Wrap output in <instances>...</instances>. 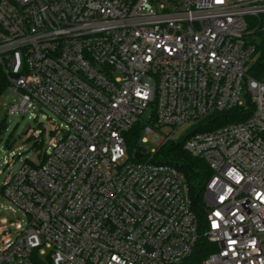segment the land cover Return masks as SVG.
Here are the masks:
<instances>
[{"label":"built area","instance_id":"obj_1","mask_svg":"<svg viewBox=\"0 0 264 264\" xmlns=\"http://www.w3.org/2000/svg\"><path fill=\"white\" fill-rule=\"evenodd\" d=\"M261 48L264 0H0L8 113L45 107L66 123L0 189V264H189L201 239L209 254L193 264H264ZM235 109L243 119L200 130ZM141 120V141L185 138L209 165L203 222L159 149L130 159Z\"/></svg>","mask_w":264,"mask_h":264},{"label":"rangeland","instance_id":"obj_2","mask_svg":"<svg viewBox=\"0 0 264 264\" xmlns=\"http://www.w3.org/2000/svg\"><path fill=\"white\" fill-rule=\"evenodd\" d=\"M262 51L263 49L261 48L255 54L251 63L252 66L256 63L258 57L262 55ZM0 73L4 75L2 70H0ZM15 98L13 88L9 84L0 96V112L1 115L6 118L7 124L6 130L0 140V189L9 176L12 165H14L13 168L16 170L21 162L26 159H30L34 165H38L41 156L48 150L51 142L54 139L62 138L66 133V123L45 107H41V111L30 110L25 113L17 112L13 115L9 114L8 108L14 103ZM150 113V110H148L145 116H149ZM39 123L43 124L42 130L37 128ZM186 127L187 125L183 128ZM37 136L39 137L38 142H36ZM139 144L146 152L159 149L157 142L150 137H148L147 142L140 140ZM12 152L17 155V159H12L11 164L5 166L2 163V157L4 154L11 157ZM0 202L4 205H9V201L3 197H0ZM1 211L0 218L11 217L8 211L3 209H1ZM11 219H14V217L12 216ZM9 229H11L10 222L6 220L5 224L0 225V238H2ZM0 243H3L1 239Z\"/></svg>","mask_w":264,"mask_h":264},{"label":"trees","instance_id":"obj_3","mask_svg":"<svg viewBox=\"0 0 264 264\" xmlns=\"http://www.w3.org/2000/svg\"><path fill=\"white\" fill-rule=\"evenodd\" d=\"M251 73L255 78H260L264 75V48L262 55L258 57L256 63L251 67ZM9 81L5 75L0 73V96L8 87ZM244 114L238 110H231L224 114H216L207 123L206 127L200 130H212L220 126L237 122L243 119ZM145 123L139 121L131 130L125 133V139L129 157L135 160L134 155L142 150L140 140L143 135ZM6 118L0 112V140L6 130ZM185 138L176 142H167L158 151L154 161L162 164L174 166L183 173L189 185L190 195L193 207L198 214L201 222L205 218L204 210V187L213 175L209 165L200 157L193 156L183 148ZM209 243L201 239L198 243L196 254L189 260V264L198 263L209 254Z\"/></svg>","mask_w":264,"mask_h":264},{"label":"water","instance_id":"obj_4","mask_svg":"<svg viewBox=\"0 0 264 264\" xmlns=\"http://www.w3.org/2000/svg\"><path fill=\"white\" fill-rule=\"evenodd\" d=\"M42 128V125L41 124H39L38 125V129H41ZM142 156H143V154L142 153H137L136 155H135V157L137 158V159H140V158H142Z\"/></svg>","mask_w":264,"mask_h":264}]
</instances>
